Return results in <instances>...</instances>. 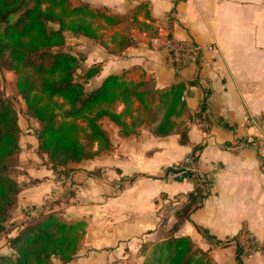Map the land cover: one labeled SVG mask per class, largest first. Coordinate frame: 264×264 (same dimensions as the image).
<instances>
[{
    "label": "crops",
    "instance_id": "0c3cea01",
    "mask_svg": "<svg viewBox=\"0 0 264 264\" xmlns=\"http://www.w3.org/2000/svg\"><path fill=\"white\" fill-rule=\"evenodd\" d=\"M82 1L127 15L115 25L100 21L96 39L68 34L75 41L71 53L84 54L78 69L81 63L100 67L84 89L122 72L134 81L149 80L154 88L183 81L186 140L180 142L179 133L154 135L144 123L122 136L104 118L111 150L66 169H53L37 152L36 139L28 150L19 144L17 224L6 226L0 237L15 236L21 222L40 211H59L67 221L86 222L80 246L66 264H141V246L168 235L188 236L213 264H264L257 252L240 259L234 241L246 228L264 242V0ZM167 18L174 21L176 37L191 38L202 48L198 61L179 73L169 54L150 44L156 23ZM240 139L254 143L239 152L223 147ZM189 152L198 156L208 184L204 192L198 188L200 203L186 217L164 216L166 200L177 199L181 206L197 188L191 178L165 174Z\"/></svg>",
    "mask_w": 264,
    "mask_h": 264
},
{
    "label": "trees",
    "instance_id": "16d2710c",
    "mask_svg": "<svg viewBox=\"0 0 264 264\" xmlns=\"http://www.w3.org/2000/svg\"><path fill=\"white\" fill-rule=\"evenodd\" d=\"M126 18L82 0H0V72L6 68L16 76L13 91L37 122V152L53 169H66L70 163L111 150L104 118L122 136L144 123L154 135L179 133L180 142L186 140L185 82L154 88L149 80L134 81L122 72L107 75L99 86L86 91L80 80L96 75L99 64L77 74L84 57L62 49L66 34L96 39L103 24L115 25ZM2 79L0 75V235L18 203L19 171L13 158L19 153L21 135L18 112L1 90ZM117 103L122 105L119 112L112 109ZM203 111L201 107L195 115ZM200 195L198 188L187 194L178 218L200 203ZM85 227L84 220L67 221L59 211L42 212L27 219L8 240L11 252L0 254V264H53V258L66 264L75 256ZM141 252V264H213L188 236L168 235L142 245Z\"/></svg>",
    "mask_w": 264,
    "mask_h": 264
},
{
    "label": "built area",
    "instance_id": "2783aa9c",
    "mask_svg": "<svg viewBox=\"0 0 264 264\" xmlns=\"http://www.w3.org/2000/svg\"><path fill=\"white\" fill-rule=\"evenodd\" d=\"M174 21L167 18L156 23L155 34L150 38L153 48L163 51L171 57L174 71L180 70L198 61L201 53V45L191 38H179L173 32ZM253 140L240 139L235 142L224 144L226 150L239 152L245 147L252 146ZM169 178L188 177L194 182L197 188L204 192L208 184V178L198 166V156L189 152L179 161L177 168L169 169L165 172ZM180 201L177 199L166 200L162 205L164 216L172 215L177 212ZM234 241L237 244V255L240 259L248 257L254 253H261L264 256V242L259 240L251 231L246 228L240 229Z\"/></svg>",
    "mask_w": 264,
    "mask_h": 264
},
{
    "label": "rangeland",
    "instance_id": "374dc122",
    "mask_svg": "<svg viewBox=\"0 0 264 264\" xmlns=\"http://www.w3.org/2000/svg\"><path fill=\"white\" fill-rule=\"evenodd\" d=\"M71 38L72 37H70L68 34H66V42H65V45L62 47L63 50L70 51V52L72 51V48L75 46V41L73 39H71ZM78 56L79 57H82V56L84 57V54L79 52ZM84 69H86V68H84V66H82V63H81V68L77 69V74H82L84 72ZM0 75L3 78L2 82H1V90H2V92H3L5 97H7V98L12 100V102H13V104H14L17 112H18V124H19L20 129H21V135L20 136H22L21 137V142H20V139H19V144H21L22 146L23 145L26 146V148L28 150L29 147H27V146H32V144H34L35 139H36L34 130L37 127V122L34 121V119H32L31 117H29L27 115L24 101L20 98V96L16 95L14 93V91H13L11 83L14 82V80L16 78V76L13 74V72L8 70V69H6V68H4V69L1 70ZM80 81L82 83L85 82L83 79H81ZM87 88H86V90H87ZM112 109L116 110L117 109V105H113ZM102 124L104 126L103 120H102ZM104 128H105V126H104ZM14 161H17L16 162V164H17L16 166H17V170L19 171V174H20L21 170L18 167L19 166V164H18V154L16 155L15 159L13 158V162ZM19 174L17 176L18 178H19ZM17 207H18V203H17ZM17 207L11 212V214H10V216L8 218V221L6 223V226H7L8 229H12L13 225L17 224L16 217L18 218V214H16L14 216V213H15ZM40 213H42V211H40ZM40 213H39V215H40ZM26 220L21 222V223L25 224ZM10 238L4 237V236L0 237V250H1L0 252H2L0 254H7V253H4V252H8V253L11 252V251H8L9 250L8 249V246H9L8 245V240ZM5 246H6V249H4ZM1 248H3V249H1ZM52 261H53V264H61V262L57 258H53ZM121 264H126V263L124 262V263H121Z\"/></svg>",
    "mask_w": 264,
    "mask_h": 264
}]
</instances>
